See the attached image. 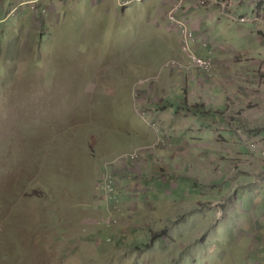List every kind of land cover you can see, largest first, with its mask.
Listing matches in <instances>:
<instances>
[{
  "label": "rangeland",
  "instance_id": "rangeland-1",
  "mask_svg": "<svg viewBox=\"0 0 264 264\" xmlns=\"http://www.w3.org/2000/svg\"><path fill=\"white\" fill-rule=\"evenodd\" d=\"M65 1H23L0 26V264H264V0H134L80 14L69 0L63 17ZM174 3L190 31L193 5L224 16L218 37H200L205 56L192 44L211 58V77L184 72ZM227 43L252 67L248 96L222 107L234 134L217 131L240 149L193 141L174 156L219 161L164 166L175 125L143 101L154 103L163 71L217 80L212 53ZM153 181L167 183L157 199Z\"/></svg>",
  "mask_w": 264,
  "mask_h": 264
},
{
  "label": "crops",
  "instance_id": "crops-1",
  "mask_svg": "<svg viewBox=\"0 0 264 264\" xmlns=\"http://www.w3.org/2000/svg\"><path fill=\"white\" fill-rule=\"evenodd\" d=\"M23 1L26 0H0V26L5 22L7 23L8 19H10V15H7L9 9L11 10V8H14ZM190 1L191 0H185V3L188 5ZM213 1L215 2V0ZM120 2L121 0H73L72 4L68 0L64 3L62 13L63 17L69 13L70 4H72V11L74 14H80V10H82L84 6L88 7L95 5H103L107 8L113 6L115 9L118 8L123 10V7L126 6H120ZM155 3L157 2L151 0L147 3V6L151 8ZM197 7L193 5L189 12L183 17L187 20L192 31L197 35L193 45L196 53L200 56H205L206 51L198 45L199 42L202 41L200 37L207 35H211L215 38L218 37L219 29L216 25L224 23V16L198 12L195 10ZM75 16L76 23L81 25L83 23L81 15ZM201 24H204V27L201 28ZM155 31L156 29H154V33ZM173 31L175 30L173 29ZM218 49L219 50L215 49L212 53L214 67L219 74L217 80H213L212 82V80L204 79L198 73H194L190 77H182L179 74H170L169 72L163 71L159 81L155 84V89L157 91L156 95L154 96L151 94L154 103L147 104L146 100L143 101L145 107L156 110L157 117H160L162 120L166 119L164 121L167 126L175 125L176 137H173L168 147L162 151L168 152V154L164 155L161 152L164 166H166V162H169L167 167L171 165L173 167H191L193 166L192 163H195L196 166L206 167L214 166L219 161L218 158L215 157L197 158L194 161V158L186 159L174 156V152L178 149H190L189 147L193 146V141L196 142V146L198 147L204 146V144L209 145L208 148L203 147L204 151L211 150L223 152L226 150H233L238 146L240 149V144L238 143L223 147V142L220 141L227 139H220L219 136L223 135L217 131L223 130L224 133L231 132L232 135L234 134V119L229 123L230 125H228V128L223 127L225 116L222 114V107L225 105V99L227 102L232 100L230 104L233 106L235 103L234 100H236V104L239 103L237 98L241 95L245 97L248 96V93L242 88V85L248 83L250 78L249 72L252 67L248 65L244 67L238 62V52H240V50L233 43H227L225 47ZM145 91L148 92L149 90L146 89ZM234 118L239 117L235 116ZM187 136L195 137L194 139H189ZM227 142L230 143L228 140ZM168 185L171 188L170 183H168ZM153 186L155 187L154 198L157 199L160 198L159 195L162 193L161 190H166L164 188L167 187V183L153 181ZM192 186V183L184 182V197H186L188 190H191ZM178 189L179 187L175 185L173 188L174 193L173 191H169L164 192V194L173 196ZM192 189L194 190V187Z\"/></svg>",
  "mask_w": 264,
  "mask_h": 264
},
{
  "label": "built area",
  "instance_id": "built-area-1",
  "mask_svg": "<svg viewBox=\"0 0 264 264\" xmlns=\"http://www.w3.org/2000/svg\"><path fill=\"white\" fill-rule=\"evenodd\" d=\"M131 1L134 0H121L120 3L126 5L128 2ZM177 2L179 3L180 1ZM200 4H202V0L200 1ZM177 12L178 8L174 3L168 10V14L171 20V25L177 30V33L179 35V49L182 50L188 58V67L184 68V72L186 74H190L192 72H199L207 77H211L213 74V62L211 58H201L195 54L192 48V44L195 42V35L188 28L186 21L177 15ZM203 45L205 46V44ZM176 61L177 60L168 59L162 64V68L167 70L173 69L175 67ZM134 95L137 96V93L134 92ZM109 180L112 182L113 178H109ZM112 193H114L113 182L111 184V187L106 191V197L109 198Z\"/></svg>",
  "mask_w": 264,
  "mask_h": 264
},
{
  "label": "trees",
  "instance_id": "trees-1",
  "mask_svg": "<svg viewBox=\"0 0 264 264\" xmlns=\"http://www.w3.org/2000/svg\"><path fill=\"white\" fill-rule=\"evenodd\" d=\"M30 132H31L30 125H29V122H27L25 127L21 131V135H19V136L21 138H26V137L29 138ZM113 194H115V192L110 195V197H109L110 201H114L115 200V196ZM112 195H113V197H112Z\"/></svg>",
  "mask_w": 264,
  "mask_h": 264
},
{
  "label": "bare ground",
  "instance_id": "bare-ground-1",
  "mask_svg": "<svg viewBox=\"0 0 264 264\" xmlns=\"http://www.w3.org/2000/svg\"><path fill=\"white\" fill-rule=\"evenodd\" d=\"M166 140V139H165Z\"/></svg>",
  "mask_w": 264,
  "mask_h": 264
}]
</instances>
